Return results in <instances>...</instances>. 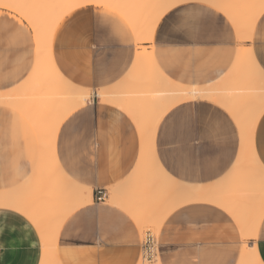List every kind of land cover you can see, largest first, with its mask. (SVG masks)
<instances>
[{
	"label": "crops",
	"instance_id": "obj_1",
	"mask_svg": "<svg viewBox=\"0 0 264 264\" xmlns=\"http://www.w3.org/2000/svg\"><path fill=\"white\" fill-rule=\"evenodd\" d=\"M205 2L207 0L184 3L198 6ZM101 11L98 8L92 11L76 8L69 14L75 16L72 22L74 27L70 26L63 35L60 30L69 15L62 20L54 36L53 56L57 57L54 62L57 67L62 63L64 67L71 69L73 76L87 81L89 86L94 80H108L119 76L127 67V73L113 83L112 88L105 87L115 89L125 83L129 73L132 74L130 71L137 55V35L129 20L116 9L110 10L108 18L103 22L98 15ZM94 14L97 15L95 22ZM14 16L11 13L7 19L0 16V24H11ZM243 20L242 18L241 26ZM222 38L219 19L209 17L199 7H191L179 21L173 18L163 22L162 17L154 41L143 45L153 46L159 67L171 80L204 87L222 81L235 62L231 46L222 43ZM33 53L34 48L26 38L14 43L11 50L0 49V77L14 80L23 78V84L27 80L24 73L30 70L29 66L34 61ZM130 59L133 61L131 64ZM80 86L87 88L85 85ZM85 105L89 109L86 119L73 120L72 117ZM117 109L123 110L114 103L90 99L88 103L72 110L58 129L55 145L58 166L66 171L62 167L63 155L85 167L92 180L87 184L77 182L92 188V201L70 212L59 228L58 248L61 252L68 253L63 257L65 260L71 261L77 252L91 251L98 253L99 259L105 264H132L138 252L144 253L146 257L150 252L152 234L147 232L144 241L140 227L139 230L134 228L133 221L139 226L138 222L127 208L110 202V194L105 201L97 200L100 188L107 189L120 183L124 185L133 179L138 181L135 185L138 190L144 187L142 190L147 192L164 191L163 183L153 181L148 184L143 180L148 175L147 162H144V159H148L147 156L142 160L143 163L141 161L139 168L134 165L137 140L131 125L121 117ZM173 109L175 113L169 117L168 114ZM227 114L230 113L219 103L205 98L175 104L158 123L154 147L163 152L167 161L166 169L190 177L184 184L202 190L216 188V199L226 198L227 193L231 197H227L228 200L233 198V201L238 200L240 204H249L247 170L241 162L219 182L211 185L202 182V177L219 171L220 167L227 164L237 149L233 124ZM231 117L233 118L232 115ZM25 119L28 130L19 135L13 132L5 151L0 152V167L10 168L14 180L8 188L0 182V192L12 189L28 191L37 186L40 180L44 181L37 178L41 160L39 133L27 116ZM93 121L96 122L95 127ZM2 134L3 129L0 128V137ZM254 149L256 153L264 152V126L259 121L254 134ZM213 159L217 162V167L209 169L207 162ZM130 167L135 170L127 171ZM137 168L141 169V176L137 174ZM170 190L168 201L171 200ZM254 194L259 205L258 187ZM55 198L60 199V195ZM207 201L211 203H205ZM185 205L183 211L174 215L177 209ZM215 205L219 204L211 200L191 199L178 205L167 216L155 240L157 251L154 254L159 255L162 264L165 258L167 264H227L235 251L236 237L231 231V221ZM118 209H124L132 219L129 220ZM20 213L22 215L18 216L0 213V217H3L0 218V223L5 226L0 231V264H36L38 241L43 248L39 229L34 232L31 228H25L24 217L30 218ZM144 244H149V247L143 248ZM42 257L43 254L40 258ZM92 259L96 257L93 256ZM154 260L155 256L151 261Z\"/></svg>",
	"mask_w": 264,
	"mask_h": 264
},
{
	"label": "bare ground",
	"instance_id": "obj_2",
	"mask_svg": "<svg viewBox=\"0 0 264 264\" xmlns=\"http://www.w3.org/2000/svg\"><path fill=\"white\" fill-rule=\"evenodd\" d=\"M187 1L191 0H184V2ZM99 2L101 0H64L60 6L42 13L43 28L49 34L47 51H44L42 42L40 64L36 73L31 80L27 79L8 98V102L25 109V116L34 123L39 133L41 160L37 168V178L44 179V181L40 180L37 186L33 189L29 188L28 191L25 189L1 191L0 206L8 204L11 207L19 208L20 212L31 220L39 221L43 248H50L53 253L58 247V231L63 220L76 208L92 201L91 187L77 182L71 186L66 183L63 175L65 171L58 166L55 155L56 137L61 122L72 110L88 103L91 98L88 88L81 86L75 89L68 88L60 83L54 68L55 62L52 60L54 36L62 20L78 8V4ZM109 2L117 3L121 0H109ZM220 2H225V0H220ZM115 9L129 20L137 35V55L130 71L132 74L129 73L132 76L128 74L130 77L126 78L125 83L123 82L119 86L120 88H104L101 92L102 101L114 103L125 112L133 113L134 119L139 125L154 126V135L162 116L173 105L196 98L215 101L228 110L237 124L242 126L244 149L240 152L239 162L245 164L247 170L249 154L256 152L254 134L259 121L258 116L256 122H252L251 117L261 103L262 89L259 81L250 77L249 68L243 56L239 60H235L227 76L216 84L195 87L175 82L159 67L153 46H142L145 42L152 43L154 41L163 11L151 7H118ZM7 10L16 13L19 11L18 9ZM226 12L229 16L236 18L239 24L242 18L244 19L243 24L245 23L247 14L245 9L227 8ZM41 80L47 81L46 85L42 86ZM144 162H147L146 173L148 175L146 174L147 179L143 178V180L148 184L153 181L163 183L164 191L149 190L150 192H147L142 190L144 187L138 190L135 186L138 183L136 179L124 185L120 183L118 186L107 188L110 202L127 208L135 217L140 228L145 226L151 228L153 225L154 229L155 225L154 233L158 236L167 216L178 205L191 199L215 201L227 208L235 217L238 215L236 217L238 220H242V217H244L243 219L249 218L251 210L248 203L240 204L238 200L234 199L233 201V198L228 200L227 197L230 196L227 193L226 198L218 197L219 199H216V188L202 190L184 183L182 188H177L166 176L160 175L155 170L149 158L144 159ZM139 166L141 165L138 164V168ZM138 168L137 174L141 171ZM140 174L139 176H141ZM137 178L139 177L137 176ZM169 190L171 191V200L168 201ZM231 193L233 195L234 191ZM231 193L228 192L229 195ZM57 195H60L58 200L55 198ZM235 201L239 206L234 203ZM241 212H244V215ZM256 213L257 215L259 213L258 205ZM45 258L43 255L42 260ZM143 261L144 264H162L157 253L154 263L147 261L146 258H143Z\"/></svg>",
	"mask_w": 264,
	"mask_h": 264
},
{
	"label": "snow or ice",
	"instance_id": "obj_3",
	"mask_svg": "<svg viewBox=\"0 0 264 264\" xmlns=\"http://www.w3.org/2000/svg\"><path fill=\"white\" fill-rule=\"evenodd\" d=\"M63 2L64 0H6V2L5 0H0V16L5 19L8 18L9 13L3 11L4 9L19 10L16 16L12 17L11 24H0V49L11 50L13 44L19 43L22 38H26L34 48V61L29 66L30 70L24 73V77L28 80L32 79L39 67L42 42L44 44V51H47L49 34L43 28L42 13L60 6ZM77 7L87 9L88 11H92L94 8L101 9L102 11L98 14L101 22L108 18L110 10L118 7H151L160 9L163 11V22H167L173 18L179 21L191 7H199L209 17H217L220 21V30L223 33L221 42L231 46L232 57L235 60H239L243 56L249 68L250 77L253 80L259 81L262 89L261 103L253 112L251 120L252 122H256V117L258 116L260 125L264 126V0H225V2L207 0V2L198 6L186 4L184 0H121V2L117 3L101 0V2L95 4H78ZM227 8H243L246 10L247 14L243 26L237 22L236 18L229 16L226 12ZM96 19L97 15L94 14V22ZM74 20L75 16L73 15H69L65 19L60 30L61 35L70 26L74 27L72 24ZM56 59L57 57H52V60ZM129 63L131 64L133 61L130 59ZM54 68L63 86L75 89L79 88L80 85H85L93 101L102 100L101 92L103 88L111 87L113 83L117 82L129 70L125 67L119 76H113L108 80H94L89 86L87 81L79 80L73 76L72 70L64 67L62 63L58 67L54 66ZM22 80L23 78L21 80H14L8 77H0V101H3L0 102V128L3 129L2 137H0V152L5 151V146L9 143L13 132L19 135L28 130L25 109L8 102V98L17 91ZM46 83L47 81L41 80L42 86L46 85ZM92 107L94 110L95 104ZM88 110V105H85L76 112L72 119L84 121ZM117 110L120 112L121 117L131 125L133 134L137 140L134 165L140 164L147 156L160 175L166 176L177 188H182L183 182L189 180L190 177L165 168L167 161L164 158L163 152L159 148L154 147V126L139 125L134 119L133 113ZM174 113L175 109L168 116L170 117ZM227 115L233 124L237 149L234 150L228 163L220 167L219 171H213L211 175L202 177V182L208 185L219 182L225 175L230 174L239 164L240 155L238 153L244 149L242 126L237 124L236 120L231 117V114ZM95 124L96 122L93 121L94 127ZM160 127L162 129L163 125ZM61 159L63 161L62 167L66 169L63 174L64 179L69 186L79 181L85 184L92 182L85 167L68 160L63 155ZM207 166L209 169H215L217 162L214 159L209 160ZM134 170V167H130L127 171ZM0 182H2L5 188L12 186L14 180L10 168L0 167ZM257 187L259 190L258 215L256 213L257 200L254 194ZM246 190L251 210L250 216L247 219L238 220L231 216L227 208L215 205L231 221V231L235 233L236 237V248L227 264H264V152H250L249 154ZM205 203L211 202L207 201ZM184 208H186V205L177 209L174 215H178ZM118 211L129 220L132 219L124 209H118ZM0 213L13 216L22 215L19 208L11 207L8 204L0 206ZM24 218L26 220L25 228H31L34 232L41 228L39 221H34L27 217ZM133 224L134 228L139 230V226L135 224V221H133ZM4 227V224L0 223V231H3ZM152 239L154 240V237ZM142 247L147 249L149 244H144ZM37 253L36 264H105L104 261L99 259L98 253L91 251L77 252L74 259L71 261L65 260L63 257L68 255L67 252H61L57 247L53 253L50 248H41L39 241ZM41 254L46 258L42 260L40 258ZM93 256L96 259H92ZM154 256L155 254L153 253V258ZM132 264H144L141 252L137 253V256L132 260ZM163 264H167L166 258Z\"/></svg>",
	"mask_w": 264,
	"mask_h": 264
},
{
	"label": "rangeland",
	"instance_id": "obj_4",
	"mask_svg": "<svg viewBox=\"0 0 264 264\" xmlns=\"http://www.w3.org/2000/svg\"><path fill=\"white\" fill-rule=\"evenodd\" d=\"M6 10V9H5ZM6 11H8L9 13H11V14H13V15H15L16 16V14L14 13V12H12V11H9V10H6ZM142 46L144 47V45L142 44ZM139 75V74H138ZM111 187V186H110ZM154 224V223H153ZM153 226V225H152ZM152 226H151V228L150 227H142V228H140L141 229V232H142V237H143V239H144V241H146V237H147V232H149L150 234H152V237H154V243L151 245V247H152V250H150V252H148V254H147V257L150 259V260H148V258L146 257V255H144V253H143V258H146V260L147 261H150L151 263H154V261H151V260H153V253L156 251V245H155V243H156V238H158V236H156V234L154 233V231H155V225H154V229L152 228ZM147 229V230H146ZM151 229H153V230H151ZM146 232V233H145ZM144 233V234H143ZM144 236H145V238H144Z\"/></svg>",
	"mask_w": 264,
	"mask_h": 264
},
{
	"label": "built area",
	"instance_id": "obj_5",
	"mask_svg": "<svg viewBox=\"0 0 264 264\" xmlns=\"http://www.w3.org/2000/svg\"><path fill=\"white\" fill-rule=\"evenodd\" d=\"M109 196V192H108V189L106 188H100L98 191H97V200L98 201H105ZM150 242L151 244L154 243V240L152 239V237L150 238ZM152 250V247L151 249Z\"/></svg>",
	"mask_w": 264,
	"mask_h": 264
}]
</instances>
